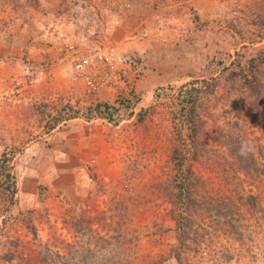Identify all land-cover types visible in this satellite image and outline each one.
<instances>
[{"label": "rangeland", "instance_id": "1", "mask_svg": "<svg viewBox=\"0 0 264 264\" xmlns=\"http://www.w3.org/2000/svg\"><path fill=\"white\" fill-rule=\"evenodd\" d=\"M0 264H264V0H0Z\"/></svg>", "mask_w": 264, "mask_h": 264}, {"label": "built area", "instance_id": "2", "mask_svg": "<svg viewBox=\"0 0 264 264\" xmlns=\"http://www.w3.org/2000/svg\"><path fill=\"white\" fill-rule=\"evenodd\" d=\"M69 53H72V74L71 80L83 81L87 92L95 93L105 84L127 79L126 71L113 70L114 65L120 60L116 47L100 43L95 47L86 49L82 54L69 46Z\"/></svg>", "mask_w": 264, "mask_h": 264}, {"label": "trees", "instance_id": "3", "mask_svg": "<svg viewBox=\"0 0 264 264\" xmlns=\"http://www.w3.org/2000/svg\"><path fill=\"white\" fill-rule=\"evenodd\" d=\"M199 83H201V82H199ZM195 84H198V83L192 82V83H188L186 85H183L180 88V90L178 91L177 97L179 96L181 98L180 102L182 104L181 107L179 108V110L177 111V112H180V113H178V115H179V120H180L179 122H181V128L183 127L186 129H190V127L195 123L194 106H195V103L197 100L198 92L200 90L198 85H195ZM193 93H195V94H193ZM95 110L98 111V107L95 108ZM91 113L95 114L96 112L89 109L88 114H86V116H87L86 118H88V119L92 118ZM98 115L102 116V114L99 112H98ZM60 118L55 119V121L59 122ZM172 161L175 164L174 167L176 170L184 169L185 157L181 154L180 151H177L174 154ZM179 188H180V186H179ZM181 188L185 189L186 187H181ZM182 190L183 189H180L178 192L179 198L182 197Z\"/></svg>", "mask_w": 264, "mask_h": 264}, {"label": "crops", "instance_id": "4", "mask_svg": "<svg viewBox=\"0 0 264 264\" xmlns=\"http://www.w3.org/2000/svg\"><path fill=\"white\" fill-rule=\"evenodd\" d=\"M42 1V0H41ZM33 26H35V27H37V28H39V27H41V26H43V25H33ZM64 26V25H63ZM65 29V30H67V29H70V27L69 26H67V25H65L64 27H62V29ZM71 46V45H70ZM86 125H90V123H85Z\"/></svg>", "mask_w": 264, "mask_h": 264}]
</instances>
